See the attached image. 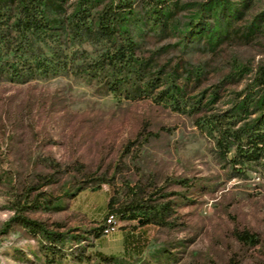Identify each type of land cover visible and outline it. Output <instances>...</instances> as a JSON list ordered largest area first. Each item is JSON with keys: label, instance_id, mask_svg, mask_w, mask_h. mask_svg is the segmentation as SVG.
<instances>
[{"label": "rangeland", "instance_id": "1", "mask_svg": "<svg viewBox=\"0 0 264 264\" xmlns=\"http://www.w3.org/2000/svg\"><path fill=\"white\" fill-rule=\"evenodd\" d=\"M123 1L108 43L75 17L96 28L121 0H38L33 38L0 0V264H264V163L234 165L215 125L256 118L264 0ZM129 43L130 66L99 68ZM111 200L135 247L104 261Z\"/></svg>", "mask_w": 264, "mask_h": 264}, {"label": "trees", "instance_id": "2", "mask_svg": "<svg viewBox=\"0 0 264 264\" xmlns=\"http://www.w3.org/2000/svg\"><path fill=\"white\" fill-rule=\"evenodd\" d=\"M94 0H83V5L85 8L90 7V5L93 3ZM21 4L23 5L22 8V18L19 22L20 31L24 35H28L29 37H39L41 34L45 33V29H48L50 26V22L47 21L45 17L40 14V12L37 10L36 3L38 0H19ZM123 5L119 7H113L107 8L103 15L99 19V23L97 24V27H93V25L90 24V22L85 19L86 17V11L79 12L81 14L80 16H76V24L74 25L76 34H80L82 32L83 34L91 37H96L98 39H102L105 42L111 43L112 40H115L118 38L119 35V29L120 25H125L126 22L123 19L124 15L123 13H129L127 9L131 8V5L127 4L123 0H121ZM162 11L160 12V14ZM124 22V23H123ZM133 51V44H125V46H119L117 51H115L114 54H112L110 57H106L103 64L99 66L101 70L104 69L106 65L112 66V67H118L117 63H127L129 66L133 62V54L131 55V52ZM52 65L50 63L48 64H42L41 68L44 69L45 73L50 74L53 72L51 70ZM123 83H113L112 84V91H117L120 86H122ZM260 87L264 89V74L262 78H260ZM165 96V98H163ZM162 95L163 101H169L170 103H173L174 105H179L181 101L177 98H174V96H168ZM246 108L243 106L241 108V111H245ZM249 110V109H248ZM253 116H256V118L248 124V126H245L244 128L233 132L231 129H228L229 131H224L225 126L228 125H234V122L232 123L229 120L225 119H218L216 125V129H219L220 132H222V140L219 141L218 146L220 150H222L225 154L229 153V147L227 145V142L232 139L233 145L236 147L237 155L235 156L234 160H232V163L234 165H244L245 163H264V97L261 98L258 102V106H256V111L254 112ZM232 123V124H231ZM226 142V143H225ZM113 204L112 200L107 206L108 214L107 216L113 214L112 212ZM106 216V217H107ZM106 219V218H105ZM105 221V220H104ZM102 228L100 227L99 230H97V239L102 236ZM135 241L129 242V251L130 246L131 248H134L135 246L132 244ZM99 257L104 261H115L116 258L106 257L101 254H99Z\"/></svg>", "mask_w": 264, "mask_h": 264}, {"label": "crops", "instance_id": "3", "mask_svg": "<svg viewBox=\"0 0 264 264\" xmlns=\"http://www.w3.org/2000/svg\"><path fill=\"white\" fill-rule=\"evenodd\" d=\"M108 204H106V206L103 209V212H100L102 214V216H104L106 218L107 214H108V209H107ZM134 234L129 232H123L121 233H114L111 236L108 237H103L104 240L103 242L100 244L101 247H103V251L100 252L101 255L106 256V257H111V258H115L114 255H119V254H123L124 256L126 254H129V242L130 241H135L134 240ZM112 243H119L118 248L122 249V252H114L113 249L110 247ZM112 249V250H111Z\"/></svg>", "mask_w": 264, "mask_h": 264}, {"label": "built area", "instance_id": "4", "mask_svg": "<svg viewBox=\"0 0 264 264\" xmlns=\"http://www.w3.org/2000/svg\"><path fill=\"white\" fill-rule=\"evenodd\" d=\"M121 227L120 221L118 220L117 216L111 214L106 217L104 221V225L102 228V236L108 237L112 234L116 233Z\"/></svg>", "mask_w": 264, "mask_h": 264}]
</instances>
